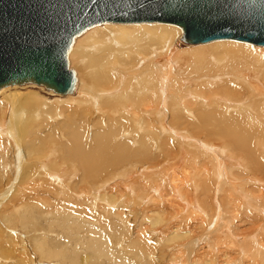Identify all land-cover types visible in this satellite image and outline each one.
Listing matches in <instances>:
<instances>
[{
  "label": "bare ground",
  "instance_id": "6f19581e",
  "mask_svg": "<svg viewBox=\"0 0 264 264\" xmlns=\"http://www.w3.org/2000/svg\"><path fill=\"white\" fill-rule=\"evenodd\" d=\"M80 35L68 67L73 70L69 60L77 64L85 81L73 70L72 93L45 90L56 97L40 102L17 92L29 84L0 89V184L6 187L0 186V256L37 264L30 244L40 264H136L140 257L159 264L165 245L174 244L172 252L181 255L190 243L202 254L238 238L246 257L258 255L264 264V47L234 40L186 45L179 27L163 23H104ZM179 42L187 47L177 48ZM206 110L221 117H196ZM34 123L42 125L41 134L23 152L12 150L22 147L18 141ZM243 128L250 134L236 133ZM44 147L52 152L36 163L45 170L53 161L54 173L33 171L27 186L52 199L38 204L33 194L11 207L25 196L18 191L24 161ZM155 150L165 155L156 176ZM165 185L170 194L164 195ZM35 208L37 228L29 219ZM136 208L147 211L136 214ZM119 209L124 213L114 212ZM239 214L247 218L242 226H258L237 234ZM13 222L32 229L27 241L10 230ZM125 235L132 236V257L114 250ZM196 252L188 253L190 264H229L201 260Z\"/></svg>",
  "mask_w": 264,
  "mask_h": 264
},
{
  "label": "water",
  "instance_id": "95a60500",
  "mask_svg": "<svg viewBox=\"0 0 264 264\" xmlns=\"http://www.w3.org/2000/svg\"><path fill=\"white\" fill-rule=\"evenodd\" d=\"M104 23L171 24L187 44L234 40L264 47V0H0V89L36 84L72 93V43Z\"/></svg>",
  "mask_w": 264,
  "mask_h": 264
},
{
  "label": "rangeland",
  "instance_id": "374dc122",
  "mask_svg": "<svg viewBox=\"0 0 264 264\" xmlns=\"http://www.w3.org/2000/svg\"><path fill=\"white\" fill-rule=\"evenodd\" d=\"M181 30V29H180ZM81 36V35H80ZM184 44H186V45H191V44H187V43H185L184 41H182ZM184 44H182L181 42H179V45L178 44H176V47L177 48H180V49H182V48H186L187 46L186 45H184ZM256 47V46H255ZM69 63H70V67L73 69V70H75V72H77V76H78V79H80V80H83V81H85V78H84V76H83V74L81 75L80 73V70L79 69H77L78 68V66H77V64H74V65H72L71 64V61L69 60ZM181 66H185V65H183V64H180ZM188 69H189V67L188 66H186ZM78 72H80L79 73V75H78ZM82 76V77H81ZM28 85V84H27ZM34 85H36V84H29L28 86H25V87H18V88H20L19 89V91H17V92H20L21 94H22V96H23V98L25 97V96H35L36 97V101H40V102H47V101H49V100H51L52 101V99H54V97H56L55 96V94H53L52 95V93H49V92H47V91H45V90H48V89H46L45 87H43V86H40V85H36V86H34ZM153 85L154 86H156V82H153ZM38 86V87H37ZM42 87V88H41ZM193 87V85L191 86V88ZM16 88V87H15ZM78 90V89H77ZM14 92V91H13ZM178 91H176V93H177ZM181 92H182V90H181ZM76 94H77V91H76V93L74 92V95L72 96V97H74V96H76ZM183 94V92L182 93H179L178 95H177V97H180L181 95ZM5 95H2L1 97H0V100L4 97ZM21 96V95H20ZM232 96H240L237 92H234V94H232ZM26 98V97H25ZM67 98H69V97H67ZM45 99V100H44ZM65 99V98H64ZM51 101H49V102H51ZM69 102H72V101H69ZM209 110H206L204 113H200V114H196L195 113V115H196V117H198L199 115L200 116H202L204 119H207V118H209V119H216V118H220L221 116L220 115H216V114H208V113H206V112H208ZM236 113H233V115H235ZM238 117H236L235 118V122H237V123H240L241 121H240V116L239 115H237ZM62 118H65L64 116L63 117H61V118H59V119H57V122H59ZM41 119L43 120V121H48V122H50L51 123V121H49V119H51V118H47V117H41ZM88 119H91V120H93L92 118H91V116L88 118ZM41 131H42V125H40V123H34L31 127H30V129L28 130V132H27V134L25 135V136H23L22 137V139L21 140H19L18 141V146L20 145V144H22V147H11V149L12 150H14V149H16L17 148V151H19V152H23L24 151V149L23 148H26L27 147V145L29 144V142H31V141H33V140H35L36 139V137L39 135V134H41ZM236 133H238L239 135H243V134H250L245 128H243V129H239L238 131H236ZM127 138V137H126ZM125 138V139H126ZM125 139H123V140H125ZM91 140V133L89 132V134H88V142ZM86 141V142H87ZM91 142V141H90ZM90 144H92V142L90 143ZM9 149V148H8ZM40 152V151H39ZM50 152H52V149H51V147H48V148H45L44 147V149L40 152V153H38L37 154V150H36V154H34V155H32V156H29V158L26 160V161H24V162H26V165L24 166V168H21V170H20V172H22V174H21V177H20V180H19V182L23 179V182H22V184L20 185V189L18 190L19 192L20 191H23L24 193H25V196L21 199V200H19V199H17L16 201H15V203H13L12 205H11V207L12 206H14V205H19V204H24L25 203V199L26 198H31L30 196L31 195H33V194H35V197H37V201H35V202H37L38 204H39V201H40V199L41 198H45V197H47V198H49V199H52V198H50L42 189H40V188H36V189H34V190H32V189H30L28 186H27V179H26V176H28V174H31L33 171H37V174H42L44 171H46V173L47 174H52V173H54L53 171H52V169H53V167H54V162L52 161L51 163H49V164H47V166H46V169L45 170H41L39 167H38V165H37V163H36V159L37 158H39V156H41L42 155V158H44L47 154H49ZM161 153V152H160ZM159 152H157V150H155V152H154V158H155V161H151L152 163H150L151 165H153V166H157V165H159V166H157L156 167V169H155V172H154V175L157 173V171L165 164V162H162L163 161V156H165L163 153H161L160 154ZM156 154H159L158 156H156ZM161 155H163L162 157H161ZM161 157V158H160ZM160 158V159H159ZM162 159V160H161ZM161 160V161H160ZM160 161V162H159ZM59 163H60V161H58ZM159 164H158V163ZM157 163V164H156ZM163 163V164H162ZM161 166V167H160ZM113 169H115V168H113ZM112 169V170H113ZM15 170H16V168H15ZM15 170L13 171V169L11 170L12 171V173H15ZM20 172L17 174L16 173V175H19L20 174ZM14 175L15 174H13V177L11 178V181L13 180V178H14ZM35 175V174H34ZM156 176V175H155ZM155 176H153L154 178H155ZM39 178V177H38ZM155 180H157V178H155ZM29 182H34V179L32 180V179H30V180H28ZM5 182H6V180H5ZM74 183V182H73ZM4 184L5 183H1L0 184V186H1V188L3 189V191L6 189V187L4 186ZM5 188V189H4ZM165 191H164V195H167V194H170L171 193V191H170V189L165 185ZM54 195H57V193L55 192V194ZM56 198V197H55ZM59 198H61V199H59V201H61V200H63V199H65L66 198V196H61V197H59ZM47 199H45L44 201H46ZM6 201H7V199H6ZM47 203V202H46ZM129 209H131L130 207H128V206H126V211H128ZM121 209H119V210H117V211H114L115 213H124V212H122V211H120ZM146 211H147V209H145V208H136V211H135V213L137 214V213H142V215H144L145 213H146ZM89 212H90V210H89ZM88 212V213H89ZM20 214H22V213H20ZM240 215V214H239ZM241 217L239 218V219H237V224H239V225H243L242 224V221L243 220H245L246 221V215L245 216H243V215H240ZM38 217H39V210L37 209V208H35V210L34 211H32L31 212V214H29V219H30V222H32V221H34L35 222V226H36V228L38 227ZM143 218V217H142ZM128 219H130V220H128V222L130 223V222H133L134 220H132L133 218H131V217H129ZM102 220L104 221L105 219L104 218H102ZM169 220V219H168ZM0 224L2 225H0L1 226V229H0V233H3L5 230V226L3 225V223H2V220H1V217H0ZM231 224H232V222H230V221H228V226L230 227L231 226ZM236 225V224H235ZM95 226V223L93 222L92 223V227H94ZM254 226V227H253ZM258 226V223L257 224H254V225H252V227H250V226H248L247 227V225L244 227V226H242L241 227V229H240V231H237V229H235V232H237V234H239L240 232L241 233H243V235L245 234V231H243V230H247L248 231V229L249 230H252V229H254L255 227H257ZM7 230V229H6ZM10 230H13V231H15L16 232V234L17 235H19V236H21V238H23V239H25L26 241L29 239V236L30 235H32L31 233H32V229L28 226V225H22V224H19V223H16V222H13V226L10 228ZM202 231V232H201ZM196 235H195V238L199 241V239L201 238V234H203V229L201 230H196ZM199 233V234H198ZM201 235V236H200ZM60 236H62V235H60ZM260 236H262V235H260ZM131 237L132 236H128V235H125V237H123V240L120 242L121 244H123V245H121V247H120V249L119 248H115L114 250H116L117 252H122V253H129L128 254V256H131L132 257V253H131V250H132V246L131 245H129L130 244V239H131ZM57 238H59V237H57ZM60 238H62V237H60ZM194 238V237H193ZM236 240H239L238 238L236 239ZM236 240H232V239H228V241L227 240H225V241H227V242H229V244H227L226 246H228V247H223V248H219V247H214V248H211L210 249V247H205L203 250H204V252L202 251V254H199V253H197L196 252V249H194V247L192 248V246L190 245V243H189V246H190V248H191V250L189 251V252H187V251H184V253L182 252L181 253V255H179V254H174L173 252H172V248H173V246H174V244L173 245H171L169 248H168V246H164L163 248L161 247V248H159L160 249V251H162V255H161V259H160V261H159V264H175V262H177L176 264H178V263H180V261H181V263L182 264H184L185 263V261H186V264H190L191 263V260L189 261L188 259L190 258V255H192L193 253H197L198 255H200L201 256V260H203V259H210V260H212L213 258H221L222 260H224V259H227V261H228V263L230 264H241L242 262V264H260L261 263V261H259L260 260V258H259V256L257 255H255V258L256 259H253L251 256H250V258H247L246 256H247V254H248V250L246 249V247H242V244H241V241L238 243V242H235ZM4 244H5V241L4 240H1ZM234 241V242H233ZM124 242V243H123ZM185 241H183V242H180L181 244H183ZM232 242V243H231ZM29 243V242H28ZM126 243V244H125ZM233 243H235V245L233 244ZM162 244V243H161ZM239 245V248H238V245ZM203 244H201V242H200V245H199V247H201ZM205 246H207V243L206 244H204ZM209 246H210V244H208ZM234 245V246H233ZM122 246L125 248V250H122ZM136 246L137 245H134L133 246V248H135V250L136 251H140L139 250V247H137L136 248ZM155 246H158V245H155ZM237 248H236V247ZM240 246H241V248H240ZM28 247H29V252H30V254L33 256L32 257V259L33 260H35L36 262H37V264H40V263H38L39 261V258L37 257V255L36 256H34L35 254H34V250L32 249V246L29 244L28 245ZM243 248H245L246 249V251H245V249H243ZM226 250V251H225ZM201 251H199V252H201ZM149 252V251H148ZM234 252V253H233ZM247 252V253H246ZM250 252H252V249L250 248ZM137 253V252H136ZM190 255H189V254ZM214 253V254H213ZM225 253L228 255H230V257H229V255L227 256V258L225 257ZM171 254L174 256V257H172L171 256ZM206 254V255H205ZM222 254H224V258H222ZM81 255H84V253L83 252H81ZM170 255V256H169ZM178 256V257H177ZM205 256V257H204ZM207 256V257H206ZM213 256V257H212ZM179 257H181V258H179ZM170 258V259H169ZM142 259L144 260V262H146V261H151V264H156L155 262H154V259L153 258H151V259H149V258H147V259H144L143 257H140V260L142 261ZM172 260H174V262L172 261ZM256 260V261H255ZM5 261H8V264H14V263H16L17 264V262H18V260H17V258H16V255H13V254H11V253H8V254H5L4 253V255H2V256H0V264H7V263H5ZM141 261H139V260H136L135 261V263L136 264H141ZM149 261V262H150ZM163 261V262H162ZM165 261V262H164ZM200 261V260H199ZM230 261V262H229ZM257 261H259L260 263H258ZM172 262V263H171ZM188 262V263H187ZM180 263V264H181ZM218 263H221L220 261L219 262H217L216 264H218ZM53 264H57V263H53ZM103 264V263H102Z\"/></svg>",
  "mask_w": 264,
  "mask_h": 264
}]
</instances>
